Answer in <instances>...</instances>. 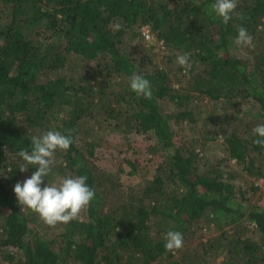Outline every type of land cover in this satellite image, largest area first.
<instances>
[{
	"label": "trees",
	"instance_id": "16d2710c",
	"mask_svg": "<svg viewBox=\"0 0 264 264\" xmlns=\"http://www.w3.org/2000/svg\"><path fill=\"white\" fill-rule=\"evenodd\" d=\"M214 2L0 0V264H264V145L252 131L264 124V0H236L227 24ZM146 25L164 41L158 62ZM240 26L253 46L235 44ZM133 73L151 98L130 89ZM47 130L73 143L43 183L86 175L95 190L68 223L47 224L13 190L36 170H20V150ZM107 135L125 147L97 155ZM219 136L223 154L204 162ZM169 229L183 233L174 251Z\"/></svg>",
	"mask_w": 264,
	"mask_h": 264
},
{
	"label": "clouds",
	"instance_id": "9594fccd",
	"mask_svg": "<svg viewBox=\"0 0 264 264\" xmlns=\"http://www.w3.org/2000/svg\"><path fill=\"white\" fill-rule=\"evenodd\" d=\"M236 7V0H215L211 4V13L222 18L223 22L227 24ZM145 30H149L150 38L145 36ZM142 34L148 43L159 49L165 47L164 41L152 34L148 25L142 28ZM234 42L237 46H253V37L247 28L240 26ZM176 62L187 72L191 67L190 54L178 55ZM129 87L137 95L142 94L145 98L152 96L151 82L143 75L133 73L130 77ZM252 131L256 136L254 142L264 145V124H257ZM72 143L71 135L62 134L57 130H47L39 136L32 137L30 151L21 149L19 152V156L25 162L20 170H27L29 168L27 165L35 166L36 170L30 177L15 184L14 193L24 208L37 212L49 225H55L57 222L68 223L77 218L80 210L95 198V190L87 183L86 175L66 176L58 184L47 183L45 185L43 183L45 177L52 171L56 150H67ZM183 242L181 231L169 229L165 233L164 247L166 250L179 249L183 246Z\"/></svg>",
	"mask_w": 264,
	"mask_h": 264
},
{
	"label": "rangeland",
	"instance_id": "374dc122",
	"mask_svg": "<svg viewBox=\"0 0 264 264\" xmlns=\"http://www.w3.org/2000/svg\"><path fill=\"white\" fill-rule=\"evenodd\" d=\"M147 45H152V44H150V43H148L147 42ZM153 47H156V49L154 50L155 51V53H152L150 56L154 59V60H156L157 62L162 58V56L164 55L163 53H162V51H161V49H159L157 46H153ZM206 101H207V99H206ZM212 107V106H211ZM205 111V114H208V113H210V111H211V108L209 107V108H207L206 110H204ZM243 123L244 122H242L240 125H239V127L241 128V129H243ZM209 129V128H208ZM208 129H205V128H201V129H196V130H194V133L197 135V137H198V139H199V141H200V138L202 137V135L203 134H208V132L207 131H209ZM202 131H203V133H202ZM92 132V131H91ZM90 132V134H93V133H91ZM83 136V135H82ZM108 136V138H109V140H110V144H107L108 146H105V147H103V148H100V149H98L97 150V155H99V154H104L105 156L107 155V154H109V153H111V152H117L119 149H122V148H124L125 147V142H123V140H121L120 138L119 139H117L115 136H112V135H107ZM134 137V136H133ZM135 138H141V137H135ZM223 138H222V136H219L218 137V139H215L214 141H210V142H206V143H213V142H215V143H217V146H215V147H213V151H211V152H208V153H206V156H205V158H204V162H214L213 160L214 159H216V158H218V156L220 155V154H223V147L220 145V143L222 144V142H223V140H222ZM146 140V139H145ZM151 140H153L152 142H155V140L154 139H151ZM202 141V140H201ZM148 142H150V141H147V143ZM138 145H140V144H138ZM142 147L143 148H145V147H147V144H144V145H142ZM197 147L198 148H200V146L199 145H197ZM164 151L163 152H156L155 151V148H153L152 149V157H153V159H154V161L155 162H158L159 160H160V157H161V155H164ZM124 168V167H123ZM128 169V167L126 168V170ZM122 171V170H121ZM121 175V179L122 180H124L125 182H128V177H129V175L125 172H122V174H120ZM257 184H259V186L261 187V190L262 191H264V179H259L258 181H257ZM261 191V192H262ZM189 244L188 245H186V248H189Z\"/></svg>",
	"mask_w": 264,
	"mask_h": 264
},
{
	"label": "built area",
	"instance_id": "2783aa9c",
	"mask_svg": "<svg viewBox=\"0 0 264 264\" xmlns=\"http://www.w3.org/2000/svg\"><path fill=\"white\" fill-rule=\"evenodd\" d=\"M144 34H145V36H146L147 38H150V37H151V35L149 34V30H145V31H144Z\"/></svg>",
	"mask_w": 264,
	"mask_h": 264
}]
</instances>
